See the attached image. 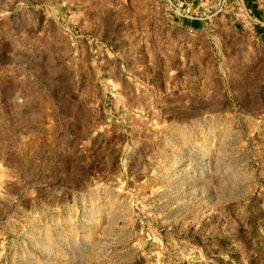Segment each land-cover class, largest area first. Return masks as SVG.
Listing matches in <instances>:
<instances>
[{
    "label": "rangeland",
    "instance_id": "1",
    "mask_svg": "<svg viewBox=\"0 0 264 264\" xmlns=\"http://www.w3.org/2000/svg\"><path fill=\"white\" fill-rule=\"evenodd\" d=\"M0 0V264H264V0Z\"/></svg>",
    "mask_w": 264,
    "mask_h": 264
},
{
    "label": "built area",
    "instance_id": "2",
    "mask_svg": "<svg viewBox=\"0 0 264 264\" xmlns=\"http://www.w3.org/2000/svg\"><path fill=\"white\" fill-rule=\"evenodd\" d=\"M227 1V0H225ZM232 7L231 17L241 24H257L259 21L252 13V9L248 8L245 0H234Z\"/></svg>",
    "mask_w": 264,
    "mask_h": 264
},
{
    "label": "crops",
    "instance_id": "3",
    "mask_svg": "<svg viewBox=\"0 0 264 264\" xmlns=\"http://www.w3.org/2000/svg\"><path fill=\"white\" fill-rule=\"evenodd\" d=\"M252 9V8H251Z\"/></svg>",
    "mask_w": 264,
    "mask_h": 264
}]
</instances>
